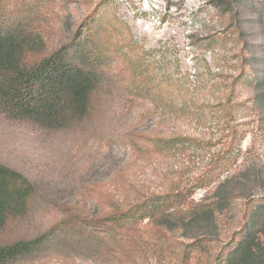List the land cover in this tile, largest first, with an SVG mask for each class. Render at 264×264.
Returning a JSON list of instances; mask_svg holds the SVG:
<instances>
[{
    "label": "rangeland",
    "instance_id": "1",
    "mask_svg": "<svg viewBox=\"0 0 264 264\" xmlns=\"http://www.w3.org/2000/svg\"><path fill=\"white\" fill-rule=\"evenodd\" d=\"M0 24L39 37L27 62L63 50L92 90L83 117L52 127L0 104V164L32 186L0 246L45 235L43 252L13 264H224L264 223V0H0ZM206 66L221 77L197 73ZM228 111L248 124L219 169ZM181 190L184 204L168 198ZM214 190L228 201L215 224H158Z\"/></svg>",
    "mask_w": 264,
    "mask_h": 264
},
{
    "label": "trees",
    "instance_id": "2",
    "mask_svg": "<svg viewBox=\"0 0 264 264\" xmlns=\"http://www.w3.org/2000/svg\"><path fill=\"white\" fill-rule=\"evenodd\" d=\"M230 7V3H227ZM228 10V9H227ZM229 12L233 11L231 8ZM41 45L39 37L28 40L23 32L17 34L9 27L4 28L0 24V104L14 110L19 116L25 119L42 123L47 127L53 124H62L83 117L89 106V96L91 94V79L81 70L74 68L63 50H57L44 56L38 62H27L25 53L31 52ZM210 77H221V69L216 67L214 71L208 66L203 72ZM198 75V74H197ZM162 80V79H160ZM167 89L172 91L177 89V80L166 77ZM159 82H156L158 85ZM159 86V85H158ZM217 85H211L209 89H215ZM225 87L223 88V91ZM235 89L233 87L232 92ZM229 96V95H228ZM264 96V94H263ZM229 96L219 103L224 105L231 103ZM204 105V104H203ZM207 106H212L207 101ZM205 109V108H204ZM215 109V108H214ZM249 110L248 108H241ZM239 111L232 118L228 111L229 118L223 124L228 130L225 138H229V144L220 142L221 148L214 153V160L220 167H224L229 162L228 158L234 154L233 143L240 135L241 127L247 122H240L237 119ZM220 115H215L217 119ZM227 143V142H226ZM231 155V156H232ZM229 156L228 158H225ZM218 175H207L203 182V188L213 183V179ZM221 182H218V184ZM32 186L24 176L13 169L0 164V226L5 224L9 217L21 213L27 197L31 193ZM181 190L172 194L168 198L175 202H186ZM211 193L212 202L203 205H189L184 210L173 209L172 212H163L156 215L157 222L164 229L171 231L174 229H187L193 221L207 219L211 224H215L216 216L228 206L226 198L218 197L217 191ZM190 203V202H189ZM138 209L132 206L125 211H113L102 217H96L90 221L91 224L102 225L113 224L117 218L133 216ZM180 213L181 215H178ZM155 219V216H152ZM136 221V220H135ZM45 240V235L31 240L19 241L10 245L0 246V264H13L21 260L28 259L43 252L41 242ZM239 257L240 264H264V223L254 232L246 230V236L238 243L237 247L229 254L224 264H233L232 258Z\"/></svg>",
    "mask_w": 264,
    "mask_h": 264
}]
</instances>
